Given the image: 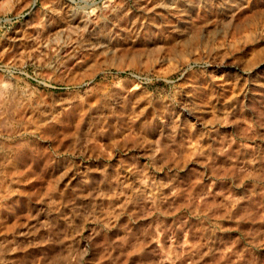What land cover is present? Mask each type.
<instances>
[{
  "label": "rangeland",
  "instance_id": "374dc122",
  "mask_svg": "<svg viewBox=\"0 0 264 264\" xmlns=\"http://www.w3.org/2000/svg\"><path fill=\"white\" fill-rule=\"evenodd\" d=\"M0 264H264V0H0Z\"/></svg>",
  "mask_w": 264,
  "mask_h": 264
}]
</instances>
